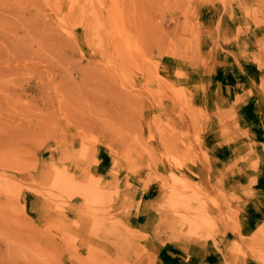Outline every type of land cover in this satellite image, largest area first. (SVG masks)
Instances as JSON below:
<instances>
[{"label":"rangeland","instance_id":"374dc122","mask_svg":"<svg viewBox=\"0 0 264 264\" xmlns=\"http://www.w3.org/2000/svg\"><path fill=\"white\" fill-rule=\"evenodd\" d=\"M0 264H264V0H0Z\"/></svg>","mask_w":264,"mask_h":264},{"label":"crops","instance_id":"0c3cea01","mask_svg":"<svg viewBox=\"0 0 264 264\" xmlns=\"http://www.w3.org/2000/svg\"><path fill=\"white\" fill-rule=\"evenodd\" d=\"M216 142H218L219 144H226V143H224V141L221 139V140H217ZM257 216H254L253 215V219H254V223H255V218H256Z\"/></svg>","mask_w":264,"mask_h":264},{"label":"bare ground","instance_id":"6f19581e","mask_svg":"<svg viewBox=\"0 0 264 264\" xmlns=\"http://www.w3.org/2000/svg\"><path fill=\"white\" fill-rule=\"evenodd\" d=\"M137 5H138V4H137ZM182 219H183L184 221H189V219H188V218L185 219V217H182Z\"/></svg>","mask_w":264,"mask_h":264}]
</instances>
